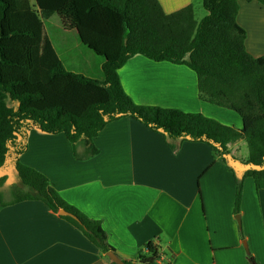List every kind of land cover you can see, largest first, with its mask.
Instances as JSON below:
<instances>
[{
  "label": "trees",
  "instance_id": "16d2710c",
  "mask_svg": "<svg viewBox=\"0 0 264 264\" xmlns=\"http://www.w3.org/2000/svg\"><path fill=\"white\" fill-rule=\"evenodd\" d=\"M240 1L264 7V0H203L207 16L197 22L193 6L166 14L158 0H0V188L11 169L19 181L10 202L0 192V209L42 202L55 214L72 215L60 217L101 252L114 251L102 222L66 202L46 176L24 166L20 157L28 151L32 131L65 136L78 159L79 147L85 149V158L95 157L100 133L131 118L161 135L173 152L186 142L210 146L214 160L219 159L235 178L234 214L240 215L245 181L251 179L256 191L264 190V56L255 58L246 51V31L237 22ZM54 16L105 61L101 81L69 72L61 63L49 71L50 81H67L66 93L81 98L80 111L52 105L42 81L41 24ZM136 56L192 70L200 99L238 114L242 129L199 113L135 104L119 71ZM241 140L248 147L245 160L228 148ZM137 259L138 264H155L159 248L149 242ZM247 259L257 264L249 251Z\"/></svg>",
  "mask_w": 264,
  "mask_h": 264
},
{
  "label": "crops",
  "instance_id": "0c3cea01",
  "mask_svg": "<svg viewBox=\"0 0 264 264\" xmlns=\"http://www.w3.org/2000/svg\"><path fill=\"white\" fill-rule=\"evenodd\" d=\"M158 1L172 14L193 6L194 0ZM239 5L237 22L246 31V51L262 57L264 7L245 1ZM95 61L89 67L102 73L105 61ZM119 76L137 105L199 113L228 127H243L235 112L200 99L197 76L187 67L136 56ZM51 81L65 97L54 103L46 85L52 105L84 108L81 98L66 93L67 81ZM95 145L97 156L85 158V149L79 147L78 159L65 136L32 131L20 162L46 176L70 205L101 221L113 252L123 261L138 264L139 252H146L152 242L160 251L155 264H249L234 214L235 178L214 160L210 146L186 142L173 152L161 135L131 118L108 125ZM246 147L241 140L229 150L243 158ZM240 218L252 232L245 236L250 252L257 264H264V190L256 191L251 179L244 184ZM111 263L80 230L42 202L0 209V264Z\"/></svg>",
  "mask_w": 264,
  "mask_h": 264
},
{
  "label": "rangeland",
  "instance_id": "374dc122",
  "mask_svg": "<svg viewBox=\"0 0 264 264\" xmlns=\"http://www.w3.org/2000/svg\"><path fill=\"white\" fill-rule=\"evenodd\" d=\"M255 3L258 4L257 2ZM193 7L197 22L202 21L207 16V12L203 7V0H194ZM40 55L42 81L48 86L49 90L51 91V99L54 103L55 100H58L59 98L61 101L65 98L64 96H62L61 88H59L58 86L59 84L52 82L49 79V71L51 70V68L56 66L57 63H61L69 72L78 71V73L89 75L90 77H92V79L98 81L103 80V73H98L96 69L94 70L89 66L94 63L95 59L97 60V62L95 61L96 64L98 62H103L104 60L100 57H97L91 51L85 48L80 43L78 34L75 31L66 32L62 27L61 20L57 16H54L49 21L42 22L41 24ZM55 94H60V97L55 96ZM245 153L246 155H244L243 158L240 159L245 160L248 158L247 147ZM2 176L3 173H0V177ZM4 176H7V182L3 187H1L0 192L2 193L5 201L12 199V188L13 186H18L19 181L13 169L8 172V175L4 174ZM239 216H241V214ZM241 232L243 233V237ZM251 233L252 232L245 230L241 218V227L239 226V237L243 241L242 249L246 255L248 253L246 250V246L249 252L250 246L248 243V239L245 236Z\"/></svg>",
  "mask_w": 264,
  "mask_h": 264
},
{
  "label": "water",
  "instance_id": "95a60500",
  "mask_svg": "<svg viewBox=\"0 0 264 264\" xmlns=\"http://www.w3.org/2000/svg\"><path fill=\"white\" fill-rule=\"evenodd\" d=\"M60 215L62 216H71L73 217L72 215H70L69 213L65 212V211H61L60 212ZM236 220L239 224V226L241 227V218L240 216L238 215L236 217ZM245 246H246V243H245ZM246 250L248 252V249H247V246H246ZM106 257L114 264H126L122 259H120L113 251H110V252H107L106 253Z\"/></svg>",
  "mask_w": 264,
  "mask_h": 264
},
{
  "label": "built area",
  "instance_id": "2783aa9c",
  "mask_svg": "<svg viewBox=\"0 0 264 264\" xmlns=\"http://www.w3.org/2000/svg\"><path fill=\"white\" fill-rule=\"evenodd\" d=\"M228 148H231V144L228 145Z\"/></svg>",
  "mask_w": 264,
  "mask_h": 264
}]
</instances>
